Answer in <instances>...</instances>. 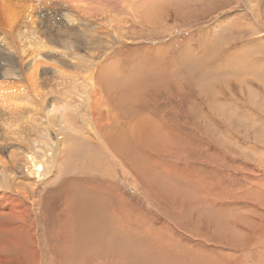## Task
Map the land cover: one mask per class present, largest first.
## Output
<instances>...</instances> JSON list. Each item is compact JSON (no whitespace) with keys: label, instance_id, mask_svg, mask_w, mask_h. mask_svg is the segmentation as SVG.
Segmentation results:
<instances>
[{"label":"rangeland","instance_id":"374dc122","mask_svg":"<svg viewBox=\"0 0 264 264\" xmlns=\"http://www.w3.org/2000/svg\"><path fill=\"white\" fill-rule=\"evenodd\" d=\"M113 1L86 18L89 31L104 32V47L114 43L91 67V83L71 65L59 66L68 76L37 75L38 93L54 92L79 109L50 128L65 139L83 128L86 143L72 139L84 145L86 172L79 173L77 149L60 158L53 175L45 156L39 174L9 167L25 186L15 196L24 210L20 219L0 216V239L19 232L27 258L5 252L7 264H264V0H132L117 11ZM34 3L0 4V14H23L13 32L20 48L42 41L31 22ZM70 14L77 25L82 18ZM31 80L0 76V93L21 95ZM79 83L83 96L104 98L102 123L122 127L117 166L109 141L96 144L102 133L82 125L91 110L74 92ZM125 105L133 109L128 118L121 112L112 123L111 109ZM0 158L7 163L6 153ZM71 226L86 242L75 243ZM97 246L101 252H93Z\"/></svg>","mask_w":264,"mask_h":264},{"label":"bare ground","instance_id":"6f19581e","mask_svg":"<svg viewBox=\"0 0 264 264\" xmlns=\"http://www.w3.org/2000/svg\"><path fill=\"white\" fill-rule=\"evenodd\" d=\"M7 1L9 0H0V4ZM34 1L35 3L32 8L36 13V15L35 18L31 20V22L37 28V32H39L42 41H39L38 43H35L33 45L20 48L13 34L14 30L19 27L18 21L23 17V14L20 13H13L10 15L0 14V76H7V77L26 76V79H29V77L30 79H32L30 82L27 81V85L29 87L28 92L22 90L21 95L14 94L13 97H8L7 95L0 93V151L3 154L4 153L7 154V160H6L7 163L2 162L3 158H0V204H1L0 216L1 217L4 216L6 218L11 213L16 219H20V215L24 210L22 206V200L20 201L18 199H20V197L23 196L22 192L25 189V186L22 185L20 182H15V178H14L15 176L12 177L11 174L8 173V170L11 169L9 168L11 165L13 166L15 165V168L18 170V172L20 170L22 174L23 172L21 170V167L24 168L25 171H28L30 174H39L44 170L45 162L43 160V157L45 156V158L47 160H50L52 163L51 167H52V171H53L52 175H53L54 173L58 172L57 168H60L58 165V162H60V158L65 159L64 158L65 154H68L69 151L73 152L74 149H77L78 153H80L82 157L80 163L84 161L83 167L81 171H79V173L86 172V159H85L86 156L84 154L85 151L80 150L78 147V145L81 142L77 140L79 142L77 143L72 139L73 137H77L80 140H82L84 143H86V134L84 133L83 128L81 131V136L78 137L76 135L71 134L68 136L67 139H65L63 135H60L57 130L51 129L53 128V124H51L52 127L50 128V123L54 122V120H57L58 119L57 117L59 115L66 118L67 117L71 118V120H73V118L77 117L76 114L78 113L79 109L77 110L76 106L71 108L72 104L70 105L69 103L67 105L66 104L63 105L62 103H60L61 102L60 99L55 96L54 92L48 91L41 93L42 92L41 91L40 93H38V89L36 87L41 82V81L39 82L35 81V80H39L37 76L38 73L41 71L43 74H48L50 78L54 73H58L59 76H68L66 72L63 69H61V67L59 66L71 65L76 68L75 70L79 71V75L81 74L83 76L82 77L83 80L85 81L87 80L89 83H91L94 77L93 76L94 69L93 68L91 69V67L98 60L101 61V59L107 55L108 51L113 47L114 44L111 43L109 46L104 47L103 39L101 36L104 32L101 31L100 32L101 35H99L98 32H96L95 30L91 32L89 31V29H87L88 22L86 21V18L94 17L91 10L94 7L105 5L108 0H34ZM130 1L132 0H114L113 1L114 11H117L118 9L129 10ZM58 5H60V7ZM70 12H76L78 16L82 18L80 20L79 19L76 20L77 25L74 24L75 21L72 20ZM114 21L116 20L114 19ZM113 30L114 32L117 31V29H113ZM111 35L114 36L112 38L113 40L115 38V35L113 33ZM111 35L107 34V36L109 37H111ZM8 39L11 42V46H8ZM79 50H84L86 56L88 54L89 58L85 60L83 55L78 56ZM97 52H100L101 55H97L96 54ZM14 55L16 56V58H13ZM74 55H76V57H74ZM73 58H75L76 60L75 62H73ZM8 66L10 69L7 68ZM50 69H53V71L51 72ZM79 75H77V78H80L78 77ZM80 81L81 78L79 79L78 82ZM127 81L130 84L133 82L132 79H128ZM33 83L36 84L35 87H32ZM85 90L86 87H83V91ZM83 91L80 83L79 86L77 87V90H74L76 95H78V98L81 97L80 98V100L82 99L80 101L81 104H83L84 106H86V108H89L91 110V112H89L88 114L83 112L82 125L88 126L89 124H92L93 126L86 127V129L89 130L95 129L98 132V136H100V134L102 133L101 140L100 139L93 140V141L98 140V142H95L96 144H104L106 141H109L110 148L112 150L111 155L114 158L113 163L114 165L117 166L119 164V160L116 161L117 149H120L123 146H125L124 144L125 135L122 136L123 130L120 131L122 127L121 125H119L120 123L118 121L120 120H118L119 119L118 117L122 112V115L123 113H125L124 116L128 118L127 115L130 114L133 111V109L129 107L130 105L129 106L125 105V107L120 106V108H117V110L119 109L120 110L117 111L115 109V112L114 110L112 111L111 109V113L110 115H108L109 118L111 119L112 123H119V124H116L115 127L113 126L109 127V125L107 126L106 123H102L101 119L99 118V111H100L99 105L102 106L106 104L104 103L105 102L103 100L104 98H102L95 91H93L92 94H88V91H86L87 96L85 97L83 96L84 94ZM2 95L7 97V99H4ZM89 95L91 96L89 97ZM67 97H69V95H67ZM20 99H23L22 102L18 104L13 103L14 100H20ZM64 103H66V101ZM115 103L117 104V102ZM115 103L114 105H116ZM123 103L122 105H124ZM108 109L109 108H107V110L105 111L107 112ZM106 118L108 117L106 116ZM134 119L135 118L127 119L129 120V122L127 121L128 122L127 124L133 125L132 121ZM122 122L123 119H121V123ZM116 128L117 129L119 128V132L113 133L112 131H116L117 130ZM132 128L133 126L128 130H132ZM96 131H94L93 133L95 134ZM81 146L84 147V145ZM29 167L31 168L30 170ZM110 175H112L111 172ZM16 195L18 196V199L15 198ZM6 201L15 204H11L9 207H7L8 204L3 203ZM5 205L7 206L5 207ZM76 209H78V211L80 210V212L83 215L86 214V211L83 210L82 208L79 209L77 207ZM2 225L3 224L0 225V230L4 231L5 224L4 226ZM74 228L75 227L71 226V229L73 230L72 239L75 241V243L81 244L86 242V233L84 231L82 232L77 230V232H75L74 234ZM17 231L20 230L17 229ZM3 234L5 235V233ZM18 234L20 233L15 232L14 230L10 232L7 238L4 237L3 241L0 239L1 240L0 264H7V262L9 261L8 258L6 259L4 257L5 252L10 254H17V256L23 254L24 257L27 258L26 252L21 250L19 244V242L21 241V237H19ZM9 236H11V238H9ZM100 248L101 247L94 249L93 252L100 251ZM113 252H117V251H113Z\"/></svg>","mask_w":264,"mask_h":264}]
</instances>
